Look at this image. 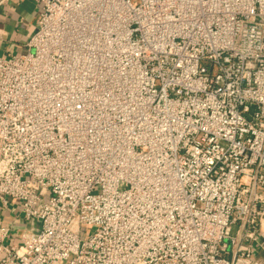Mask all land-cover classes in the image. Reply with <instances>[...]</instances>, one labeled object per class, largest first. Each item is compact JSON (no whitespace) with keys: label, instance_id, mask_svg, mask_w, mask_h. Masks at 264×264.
I'll list each match as a JSON object with an SVG mask.
<instances>
[{"label":"built area","instance_id":"1","mask_svg":"<svg viewBox=\"0 0 264 264\" xmlns=\"http://www.w3.org/2000/svg\"><path fill=\"white\" fill-rule=\"evenodd\" d=\"M36 1L0 54V264H256L264 0Z\"/></svg>","mask_w":264,"mask_h":264},{"label":"crops","instance_id":"2","mask_svg":"<svg viewBox=\"0 0 264 264\" xmlns=\"http://www.w3.org/2000/svg\"><path fill=\"white\" fill-rule=\"evenodd\" d=\"M42 5L36 0H0V54H19L37 28ZM16 208L3 207L0 203V222L16 218ZM14 236L21 233V221H17ZM244 248L247 244L240 243ZM256 264H264V219L258 240L254 242Z\"/></svg>","mask_w":264,"mask_h":264}]
</instances>
